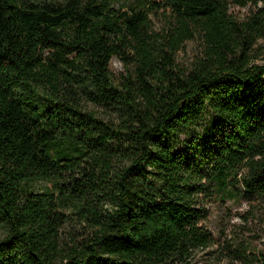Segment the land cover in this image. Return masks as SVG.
I'll return each mask as SVG.
<instances>
[{"label":"trees","instance_id":"trees-1","mask_svg":"<svg viewBox=\"0 0 264 264\" xmlns=\"http://www.w3.org/2000/svg\"><path fill=\"white\" fill-rule=\"evenodd\" d=\"M234 1L249 13L229 0H0V264H189L216 245L212 207L246 200L240 221L260 209L264 222V0ZM220 250L264 264V238Z\"/></svg>","mask_w":264,"mask_h":264},{"label":"rangeland","instance_id":"rangeland-1","mask_svg":"<svg viewBox=\"0 0 264 264\" xmlns=\"http://www.w3.org/2000/svg\"><path fill=\"white\" fill-rule=\"evenodd\" d=\"M110 0L114 8L128 5L134 0ZM143 1V0H139ZM230 12L239 18L246 16L251 8V3L246 6L240 7L234 0H229ZM148 4H146L147 6ZM125 8V7H124ZM150 18V28L153 32L161 33L163 30L169 28L171 25V18L166 11L158 9L148 13ZM200 40L198 35H195L193 39L187 40L183 43V46L176 53L175 60L181 66L189 65L190 62L199 54ZM257 64H263L264 51L262 50L254 60ZM111 71L117 73L123 70V66L117 58H113L110 65ZM180 144L178 148H182ZM46 182H38L34 184V187H43ZM240 203H229L214 206L210 210L206 225L210 232L213 234L216 245L208 247L206 249L195 250L189 260V264H239L238 262H231L223 252L220 250V246L228 239L237 241H252L253 245L258 246L259 242L263 240L260 238L264 233V222L260 215L263 210L256 209L250 216L247 222L240 221L239 215L245 213L248 210L246 200L239 201ZM68 208H65V212H68ZM71 230L69 227H65L63 237L68 238V232Z\"/></svg>","mask_w":264,"mask_h":264}]
</instances>
